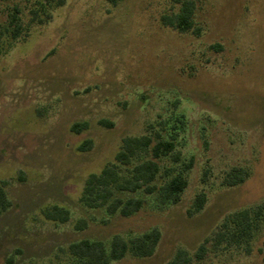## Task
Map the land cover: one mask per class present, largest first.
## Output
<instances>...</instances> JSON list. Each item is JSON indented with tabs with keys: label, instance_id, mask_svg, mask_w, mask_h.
I'll return each mask as SVG.
<instances>
[{
	"label": "rangeland",
	"instance_id": "obj_1",
	"mask_svg": "<svg viewBox=\"0 0 264 264\" xmlns=\"http://www.w3.org/2000/svg\"><path fill=\"white\" fill-rule=\"evenodd\" d=\"M191 1L192 29L179 33L160 22L178 11L174 0H65L42 26L29 24L35 0H0V184L11 203L0 215V264H68L73 242L108 247L114 235L153 228L161 238L152 257L111 264H167L178 249L193 257L229 214H264V0ZM13 15L22 34L11 41ZM76 123L87 128L72 132ZM141 136L173 141L179 160L163 159L161 176L193 158L180 202L114 191L144 199L128 218L80 204L88 178ZM86 141L91 148L80 152ZM149 159V148H137L114 177L129 178ZM232 168L249 177L226 188ZM199 193L203 209L188 217ZM53 207L67 210L66 223L45 217ZM191 264H264V225L250 255L210 251Z\"/></svg>",
	"mask_w": 264,
	"mask_h": 264
},
{
	"label": "trees",
	"instance_id": "obj_2",
	"mask_svg": "<svg viewBox=\"0 0 264 264\" xmlns=\"http://www.w3.org/2000/svg\"><path fill=\"white\" fill-rule=\"evenodd\" d=\"M109 6H116L122 0H104ZM179 4L178 11L170 15H163L160 22L163 26L179 33H186L193 26L194 3L191 0H174ZM65 0H35L29 10V24L42 26L48 23L51 12ZM8 26L10 27L8 38L11 41L22 34L20 21L13 15ZM1 51V48H0ZM87 128L86 123H76L70 128L78 133ZM139 147L149 148L150 159L133 167L131 176L123 180L114 177L118 165H129L135 150ZM91 148V142H84L78 150L86 152ZM174 151V143L171 139L164 140L160 137L141 136L124 141L121 151L115 156V163L107 165L99 174L91 175L85 183L80 204L88 208L104 207L108 216L118 214L128 218L140 211L144 206V199L131 197L125 200L113 198V192L135 193L142 191L145 195L155 194L160 206L176 205L180 202L182 193L187 187V175L193 167V158L183 162L174 173L169 176L171 169H165V174H160L159 163L170 157L175 163L179 158L171 155ZM167 177V178H166ZM169 177V178H168ZM249 177L247 171L242 168H232L225 173L222 186L232 188L242 185ZM161 179L158 185L153 182ZM4 183L0 184V215L3 214L11 203L7 199ZM206 202L204 193L197 194L191 207L187 210L188 217L198 214ZM46 218L58 223L68 221V212L65 208L53 207V211L44 212ZM264 225V214L260 208H246L229 214L222 223L207 237L196 249L191 257L185 250L178 249L173 258L167 264H191L192 260L201 261L208 252H232L240 251L244 255H250L251 243L255 234ZM86 227L84 220H78L74 224L75 230H83ZM161 234L153 228L142 234L123 238L119 235L112 236L109 246L101 241L80 240L69 244L65 252L68 264H111L124 258L145 259L154 255ZM64 252V251H63Z\"/></svg>",
	"mask_w": 264,
	"mask_h": 264
}]
</instances>
